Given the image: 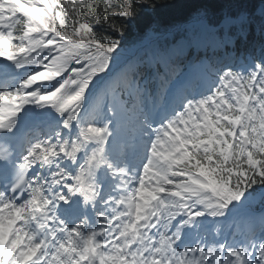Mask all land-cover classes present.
<instances>
[{
  "label": "snow or ice",
  "instance_id": "obj_1",
  "mask_svg": "<svg viewBox=\"0 0 264 264\" xmlns=\"http://www.w3.org/2000/svg\"><path fill=\"white\" fill-rule=\"evenodd\" d=\"M259 2L0 0V264H264Z\"/></svg>",
  "mask_w": 264,
  "mask_h": 264
},
{
  "label": "trees",
  "instance_id": "obj_2",
  "mask_svg": "<svg viewBox=\"0 0 264 264\" xmlns=\"http://www.w3.org/2000/svg\"><path fill=\"white\" fill-rule=\"evenodd\" d=\"M221 0H161L154 12L142 13L133 25L126 29L123 40H128L135 35H141L148 29H162L173 24H179L195 14L201 5L217 4ZM255 5L259 0H251ZM213 11V9H209Z\"/></svg>",
  "mask_w": 264,
  "mask_h": 264
}]
</instances>
